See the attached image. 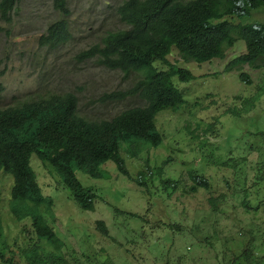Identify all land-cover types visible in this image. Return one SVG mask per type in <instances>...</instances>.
I'll list each match as a JSON object with an SVG mask.
<instances>
[{"label": "rangeland", "instance_id": "obj_1", "mask_svg": "<svg viewBox=\"0 0 264 264\" xmlns=\"http://www.w3.org/2000/svg\"><path fill=\"white\" fill-rule=\"evenodd\" d=\"M65 1L70 37L55 47L39 39L60 18L54 0H21L8 20L0 19V109L50 94H72L81 116L103 120L143 105L136 92L144 79L140 72L124 74L105 68L97 57L82 56L105 33L123 26L116 8L125 0ZM249 22L263 23L264 9L254 12ZM244 51L239 40L225 58L197 63L184 61L173 48L168 59L195 76L186 82L174 78L185 102L176 111L157 114V130L163 137L160 145L144 143L132 156L139 142L133 146L121 143L120 154L130 176L122 175L111 160L101 165L104 174L100 179L74 169L79 181L98 194L92 210L82 209L71 198L51 165L31 156L42 193L54 202L49 220L63 241L61 251L68 261L104 264V256L113 264H219L221 241L217 236L234 240L229 245L243 241L238 236L240 226L253 220L238 205L240 197H235L224 214L212 212L208 193L190 190L189 171L206 173L215 193L224 192L223 175L228 171L217 169V163L231 154H249L244 147L247 133L252 138V132L264 131V68L243 65L248 84L239 79L238 70H224ZM155 65L164 68L160 62ZM253 144L264 153V142ZM261 152H252L249 159ZM167 157L170 161H165ZM245 173L246 165H241L238 176ZM174 179L177 187L170 183ZM12 184V177L1 172L0 248L7 256L11 250L14 260L24 264L23 251L37 236L29 217L19 220L11 211ZM97 220L104 221L108 236L97 231ZM169 222L179 224L180 230H170Z\"/></svg>", "mask_w": 264, "mask_h": 264}, {"label": "trees", "instance_id": "obj_2", "mask_svg": "<svg viewBox=\"0 0 264 264\" xmlns=\"http://www.w3.org/2000/svg\"><path fill=\"white\" fill-rule=\"evenodd\" d=\"M20 1L0 0V18L8 20ZM54 6L60 18L50 23L39 38L42 44L53 47L70 37L66 1L54 0ZM263 9L264 0H125L116 8L123 26L105 33L100 43L82 56L97 57L105 68L124 74L140 72L144 79L136 92L143 105L126 108L103 120L81 116L72 94H50L21 106L0 109V173L13 179L11 211L19 220L29 217L37 236V241L23 251L24 264H72L64 257L63 241L50 224L49 211L54 202L42 193L30 164L31 156L35 154L42 163L51 165L71 198L82 209L92 210L98 194L79 181L74 169L100 179L104 174L101 165L111 160L122 175L130 176L120 154L121 143L133 146L139 142L132 156L141 151L144 143L160 145L163 137L157 130V114L166 109L176 111L184 104L174 78L186 82L195 76L168 59L173 48L184 61L202 63L225 58L227 51L241 40L245 51L234 56L224 70H238L239 79L248 84L250 79L241 67L264 68V22H249L254 12ZM156 62L164 68H158ZM229 112L239 114L230 109ZM251 136L247 133L244 147L249 154L261 152L253 143L264 142V131H254ZM249 154H231L217 163V169L228 171L223 175L224 192L215 193L206 173L189 171L190 190L206 191L212 212L224 214L239 196L238 205L253 220L240 226L238 236L244 238L242 242L229 245L234 240L217 236L221 241L219 264H264V253L260 252L264 250V153L257 154L254 160L249 159ZM241 165H246V173L239 177ZM137 182L142 184L140 178ZM177 182L170 180L174 186ZM169 223L170 230H180L179 224ZM95 226L101 235H109L104 221L97 220ZM3 249L0 248V264H18L13 252L10 250L7 256ZM102 257L104 264H113L108 257ZM73 262L85 264L78 259Z\"/></svg>", "mask_w": 264, "mask_h": 264}, {"label": "clouds", "instance_id": "obj_3", "mask_svg": "<svg viewBox=\"0 0 264 264\" xmlns=\"http://www.w3.org/2000/svg\"><path fill=\"white\" fill-rule=\"evenodd\" d=\"M19 3H20V2H19ZM19 3H18V4H19ZM18 4H17V5H18ZM17 5H16V7H17ZM16 7L11 11L10 15H11L12 12L16 9ZM10 15H9V17H10ZM9 17H8V18H9ZM0 19H1V20H6V19H2V18H0ZM36 157H37V156H36ZM34 172H35V171H34ZM35 174H36V173H35ZM8 175H9V174H8ZM36 177H37V176H36ZM12 180H13V179H12ZM37 180H38V179H37ZM38 183H39V182H38ZM10 194H11V191H10Z\"/></svg>", "mask_w": 264, "mask_h": 264}]
</instances>
